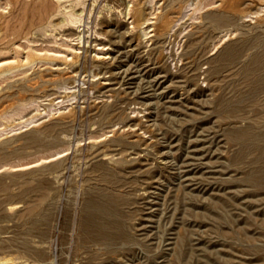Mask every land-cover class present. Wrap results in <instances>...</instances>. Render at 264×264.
<instances>
[{"label":"rangeland","instance_id":"rangeland-1","mask_svg":"<svg viewBox=\"0 0 264 264\" xmlns=\"http://www.w3.org/2000/svg\"><path fill=\"white\" fill-rule=\"evenodd\" d=\"M47 1L63 9L74 0ZM86 1L85 21L39 25L43 0H0V262L264 264V0H236L241 15L217 27L206 14L219 0H144L141 27L131 2L100 15L96 0L87 19ZM167 7L170 28L157 38ZM93 43L109 50L100 56L112 72L73 71V53ZM30 51L45 59L22 66ZM41 71L50 81L27 85ZM131 131L144 142L130 141ZM114 135L124 142L111 145ZM109 154L128 163L115 167ZM98 162L116 178L98 179ZM97 196L118 201L125 225L90 241L84 203Z\"/></svg>","mask_w":264,"mask_h":264},{"label":"bare ground","instance_id":"bare-ground-1","mask_svg":"<svg viewBox=\"0 0 264 264\" xmlns=\"http://www.w3.org/2000/svg\"><path fill=\"white\" fill-rule=\"evenodd\" d=\"M10 1V0H9ZM14 1V0H13ZM30 1V0H29ZM32 1V0H31ZM41 1V0H40ZM44 1V3L43 4H41V6H39L40 7V17H39V20H37L38 21V24L39 25H43L44 23H49V24H53V21L55 20V19H57V18H59L60 16H61V19L59 18V21L60 22H63L65 19H67L66 17H68L69 18V22H75L76 24L77 23H81L82 22V20L84 19V17L85 16H83V15H85L86 14V11H87V5H86V0H74L73 2H71L70 3V5L69 6H65L64 5V7H63V9H61L60 8V5H56L55 7L54 6H51L50 5V3L49 4H45V0H43ZM51 1V0H50ZM60 1V0H59ZM93 1V3L91 4V6H90V9H89V13H88V16H87V19H89V17H90V13H91V11L93 10V7L95 8V6H94V3H96V0H92ZM101 1V0H100ZM103 1V3L102 4H98V9L96 10L97 11V14H100L101 15V13L103 12V11H105V12H109L110 11V9L111 8H119L120 6H122V8L120 9H117L119 12H120V14L121 13H124V11H123V9H126L125 7H126V3L127 2H131V4H128V12H127V14H129V13H131L130 15H131V17H132V21L131 22H133V25H135V27L137 26V27H141L142 26V24H144V22L148 19L147 17H145V4H144V0H128V1H125V0H102ZM174 1V0H173ZM239 1V0H238ZM238 1H236V0H219V2H218V4H217V11H215V12H212V13H209V14H206L207 15V18L209 19L208 21V23H210L211 25V27H217L218 25H220V24H222L223 22H224V24H225V22L226 21H229V20H232V17H234L233 15H236V14H238V16H239V14H240V12L242 11V9L240 10V6H242V5H239V3H238ZM46 2H48L47 0H46ZM70 2V1H69ZM172 2V1H171ZM176 2V1H175ZM38 3H40V2H38ZM52 3H53V1H52ZM59 3V2H58ZM67 3V2H66ZM167 3H169V2H167ZM13 4V3H12ZM27 4V3H26ZM54 4V3H53ZM63 4V3H62ZM97 4V3H96ZM174 4V3H173ZM180 4H182V3H180ZM243 4V3H242ZM34 5H35V3H34ZM145 5V6H144ZM166 5V4H165ZM171 6V5H170ZM181 6V5H180ZM27 7V6H26ZM38 7V8H39ZM164 7V6H163ZM67 8V9H66ZM168 8V7H167ZM171 8V7H170ZM170 8H168V9H165L162 13H160V15H159V17H158V19H157V22H156V24H155V29H153L154 31H155V36L157 37V38H161V37H163L164 36V34H165V32L168 30V28H170L169 27V25H170V20L171 19H169V17H171V15L169 16V13L171 12V10H170ZM12 9H14L13 7H12ZM11 9V10H12ZM29 9V8H28ZM172 9V8H171ZM178 9V8H177ZM216 9V8H215ZM34 10V9H33ZM38 10V9H37ZM116 10V11H117ZM147 10V9H146ZM179 10V9H178ZM22 11V10H21ZM30 12L29 10H26V12ZM94 11H95V9H94ZM112 12V11H111ZM22 13V12H21ZM172 13V12H171ZM208 13V12H207ZM26 14H28V13H26ZM96 14V13H95ZM3 15V13L2 12H0V17ZM29 15V14H28ZM119 15V14H118ZM241 15V14H240ZM97 16H99V15H97ZM30 17V16H29ZM102 16H100L99 18H100V23L102 24V25H104L105 27H109V26H111V28H112V26H114L115 24H117V23H115L113 20H105L104 19V17H102ZM112 17V16H111ZM128 17V16H127ZM130 17V18H131ZM157 17V16H156ZM205 17V16H204ZM35 18V17H34ZM129 18V19H130ZM235 18V17H234ZM29 19V18H28ZM86 19V18H85ZM85 19H84V21H85ZM27 20V19H26ZM91 20V19H90ZM94 20V19H93ZM156 20V19H155ZM149 21V20H148ZM57 22H58V20H57ZM65 22V21H64ZM67 22V21H66ZM86 22H88V21H86ZM97 21H95V23H96ZM207 22V21H206ZM16 23H18V22H16ZM27 23V22H26ZM36 23V22H35ZM56 23V22H55ZM74 23V24H75ZM228 23H230V21L228 22ZM67 24H68V22H67ZM71 24V23H70ZM87 24V23H86ZM98 24V23H97ZM207 24V23H206ZM18 25V24H17ZM145 25V24H144ZM35 26V25H34ZM6 27V26H5ZM39 27V26H38ZM47 27V26H46ZM65 27V26H64ZM77 27H78V25H77ZM104 27V28H105ZM209 27V26H208ZM14 28V27H13ZM45 28V27H44ZM69 28H71V27H69ZM102 28V27H101ZM104 28H102V29H104ZM116 28V27H115ZM30 29H32V28H30ZM35 29V28H34ZM68 29V28H67ZM73 29V28H72ZM117 29V28H116ZM1 30V29H0ZM29 30V29H28ZM108 30V29H107ZM110 30V29H109ZM211 30V29H210ZM2 31V30H1ZM13 31V30H12ZM46 31H47V29H46ZM94 31H95V29H94ZM118 31V30H117ZM143 31V30H142ZM30 32H31V30H30ZM71 32V31H70ZM168 32V31H167ZM33 33V32H32ZM154 33V32H153ZM31 34V33H30ZM34 34V33H33ZM74 34H76V33H74ZM83 34V33H82ZM44 35V34H43ZM22 36H24V35H22ZM39 36V35H38ZM133 36V35H132ZM196 36H197V34H196ZM200 36V35H199ZM20 37V36H19ZM78 39H81V33L80 32H78ZM135 37V36H134ZM133 37V38H134ZM136 37L138 38L139 37V34H136ZM165 37V36H164ZM29 38V37H28ZM83 38V37H82ZM132 38V39H133ZM136 38V39H137ZM194 38V37H193ZM32 39V38H31ZM83 40V39H82ZM138 40V39H137ZM155 40H157V39H155ZM196 40H198V38L196 39ZM34 41V40H33ZM89 41V39L88 38H86V43ZM92 41H94V40H92ZM194 41H192V43H193ZM103 42H101V44H102ZM137 43V42H136ZM243 42H241V44H242ZM96 44H100V43H93V45L92 46H88L87 44L84 46V48L82 49V53H79V51H77V52H74L73 53V55H72V58H71V64L72 65H74V67H73V71H76V70H78L79 71V68H82V69H86L87 68V66H88V64H90V65H96V66H98V71L96 70V73H106V72H112L111 70H113L114 69V63H113V61H112V59H111V57H110V59H106V56L104 55V56H100V54L102 53V54H107V53H109V50H105V51H102V50H100V51H98V50H95V48H94V45H96ZM157 44V43H156ZM155 44V45H156ZM245 44V43H244ZM104 44H102V46H103ZM197 45H200V41H197L196 42V47L198 48V46ZM1 46V45H0ZM137 46H138V44H137ZM156 46H158V45H156ZM192 46H194V44L192 45ZM229 46V45H228ZM233 46H236V45H233ZM242 46V45H241ZM136 47V46H135ZM159 47V46H158ZM230 47V46H229ZM231 47H232V45H231ZM3 48V47H2ZM101 48V47H100ZM234 49H235V47H233ZM240 48V47H239ZM243 47H241L240 49H242ZM103 49V48H102ZM156 49V48H155ZM154 49V50H155ZM191 49V48H190ZM189 49V50H190ZM192 49H194V48H192ZM200 49V48H199ZM81 50V49H80ZM222 50H224V49H222ZM72 51V50H71ZM90 51H94V54H90ZM188 51V50H187ZM226 51H228V50H226ZM235 51H238V50H235ZM241 51V50H240ZM35 52V51H34ZM34 52H28V53H26V56H25V58H24V61L21 63L22 64V66L25 64H32V63H34V62H37V61H41V60H44L45 58H44V56L42 57L41 55H39V54H37V53H34ZM222 52V51H221ZM189 53V52H188ZM223 53H225V52H223ZM231 52L229 51V52H226L224 55H222V57H221V60H226L227 58H229V57H231L232 55L231 54H234V53H231ZM196 54H198L197 52H196ZM219 55V54H218ZM235 55V54H234ZM217 56V55H216ZM216 56H215V60H216ZM219 56H221V54L219 55ZM218 56V57H219ZM239 56V54L237 55V57ZM49 56H47V58H48ZM56 57V56H55ZM157 57H158V55H157ZM159 57H160V55H159ZM187 57H189L188 59V61H189V64L190 65H194V63H195V59H196V57H195V51H192L190 54H188L187 55ZM214 57V56H213ZM257 57V56H256ZM254 58L253 59V65L252 64H249V65H251L252 67L254 66V68H255V66L257 65V61L259 60H257V58L259 57H257V58ZM54 58V57H53ZM51 59V61H52V58L50 57V58H48L47 60H50ZM66 59V58H65ZM70 60V59H69ZM219 60V59H218ZM228 60V59H227ZM230 60H231V58H230ZM261 60V59H260ZM263 60V59H262ZM62 61V60H61ZM250 61H251V59H250ZM264 61V60H263ZM20 62V61H19ZM63 62H64V60H63ZM226 62V61H225ZM224 62V63H225ZM17 63V62H16ZM64 63H66V62H64ZM69 63V62H68ZM218 63V62H217ZM216 63V64H217ZM260 63V62H259ZM262 63V62H261ZM10 64V63H9ZM36 64V63H35ZM67 64V63H66ZM188 64V65H189ZM2 65V64H1ZM0 65V66H1ZM34 65V64H33ZM7 66V65H6ZM19 66V65H18ZM21 66V65H20ZM21 66V67H22ZM32 66V65H31ZM65 66V65H64ZM58 67V66H57ZM61 67V66H60ZM68 67V66H67ZM245 67H249V66H245ZM251 67V68H252ZM256 67H258V66H256ZM263 67H264V65H263ZM19 68V67H18ZM59 68V67H58ZM58 68H55V69H58ZM254 68H253V71H254ZM5 69L6 68H3V67H0V74H1V72H3V71H5ZM14 69V68H13ZM54 69V70H55ZM60 69V68H59ZM217 69V68H216ZM11 69H9V71H10ZM53 70V71H54ZM67 70V69H66ZM249 70V68H247V71ZM251 70V69H250ZM8 71V72H9ZM252 71V70H251ZM6 72H7V70H6ZM46 72V71H45ZM44 72V73H45ZM50 72V71H49ZM62 72V74H66L67 75V73L65 72V70L63 71H61ZM60 72V73H61ZM249 72V71H248ZM247 72V73H248ZM256 72V71H255ZM54 73H55V71H54ZM59 73V72H58ZM254 73V72H253ZM47 74H48V72H47ZM50 74V73H49ZM69 74V73H68ZM59 75H61V74H59ZM66 75H64V76H66ZM33 76V75H32ZM51 76V77H50ZM49 77L52 79V75H50ZM63 76V75H62ZM34 78V80H32V82L30 83H26L27 85H29V86H31V87H35L36 88V86H38V85H41V84H43L44 82H46V81H50V79L49 78H47V75H46V78H45V75L44 74H42V71H41V73L40 74H38V75H36L35 77H33ZM57 78V77H56ZM59 78V77H58ZM64 78V77H63ZM62 77H61V79H63ZM68 78V77H67ZM66 78V79H67ZM103 78V77H102ZM60 79V80H61ZM105 79V78H104ZM52 81V80H51ZM59 81V80H58ZM24 82V81H23ZM98 83V82H97ZM23 84H25V83H23ZM74 84V83H73ZM102 84V83H101ZM46 85V84H45ZM45 85H44V87L43 88H45ZM50 85V84H49ZM53 86H54V84H52ZM103 85V84H102ZM20 88H24L23 87V85H21V86H19ZM47 88V87H46ZM40 89H42V88H40ZM51 89V88H50ZM101 89V88H100ZM45 90H47V89H45ZM44 90V91H45ZM13 93V92H12ZM109 107V106H108ZM107 107V111H108V108ZM102 110H104L103 108H102ZM105 112V111H104ZM108 113V112H107ZM102 114V113H101ZM104 115V114H103ZM137 132V131H136ZM136 132H133L132 133V131H131V134H128L126 137L127 138H132V140H130V141H133V142H136V141H138V142H142L143 140H142V138H141V136H139L140 134H138V133H136ZM247 132V131H246ZM245 132V133H246ZM121 133V132H120ZM127 134V133H126ZM126 134H124V135H126ZM120 135V134H119ZM122 135H123V133H122ZM34 136V135H33ZM115 136V135H114ZM248 136V135H247ZM122 137V136H121ZM121 137H119V136H115V137H113V138H111L110 139V141L112 142L111 143V145H119V144H122L124 141L122 140V139H125V138H121ZM133 137H135V138H133ZM234 137V136H233ZM241 136H239L238 134H237V138L239 139ZM34 138V137H33ZM35 139V138H34ZM246 139V138H245ZM144 142V141H143ZM129 143V142H128ZM130 144V143H129ZM111 145L109 146V148L111 147ZM131 145V144H130ZM137 146V145H136ZM138 146H139V144H138ZM97 147V146H96ZM101 147V146H100ZM99 147V148H100ZM105 147V146H104ZM103 147V148H104ZM121 147V149H123L122 148V146H120ZM126 148H127V146H125ZM132 147V146H131ZM133 147H135V146H133ZM98 148V149H99ZM108 148V147H107ZM118 148V147H117ZM135 148H137V147H135ZM105 149H106V147H105ZM108 150V149H107ZM110 150V149H109ZM119 150V149H118ZM125 150H129V148L128 149H125ZM264 149H262L261 151L264 153V151H263ZM112 151V150H111ZM113 151H116V148H114V150ZM123 151V150H122ZM95 152V151H94ZM119 151H117V153H118ZM109 152H107L106 150L104 151H101L100 152V154H103L104 155V157H105V155H107ZM121 153V152H120ZM119 153V154H120ZM91 154V153H90ZM115 154V153H114ZM126 154H127V152H126ZM103 155H101V156H103ZM118 155V154H117ZM264 155V154H263ZM92 156V155H91ZM109 157V161H110V163H112L115 167H118V166H116V165H122V164H124V163H128V162H126L127 161V158H125V157H123V156H121L120 158H115V157H113V154H109L108 155ZM116 156V155H115ZM119 156V155H118ZM98 157H100V156H98ZM107 158V156H106V159H108ZM129 158V157H128ZM129 161V160H128ZM101 162V161H100ZM129 162H131V161H129ZM105 163H107L106 161H105ZM98 164H99V162H98ZM108 164H109V162H108ZM128 165V164H127ZM95 166V165H94ZM93 166V167H94ZM97 166H103L102 164L100 165H97ZM125 166V165H124ZM98 168V167H97ZM96 168V169H97ZM105 168H107V165H105ZM104 167H102V170H100V172H101V175H100V177L98 178V179H101V180H103V181H105V182H110L114 177H115V172L117 171H115V170H112V169H109V166H108V169H105ZM111 168V167H110ZM113 168V167H112ZM118 168H123V166L122 167H118ZM94 169V168H93ZM120 169V170H121ZM99 172V173H100ZM148 174V173H147ZM97 176V175H96ZM91 177V176H90ZM94 177V176H93ZM98 177V176H97ZM95 178V177H94ZM116 178V177H115ZM118 180H120V179H118ZM98 181H100V180H98ZM97 181V182H98ZM90 182H91V180H90ZM96 182V181H95ZM114 182V181H113ZM117 182V181H116ZM115 183V182H114ZM103 184H105V183H103ZM93 185V184H92ZM100 185V184H99ZM97 187H99L98 185H96ZM96 187V188H97ZM90 188V187H89ZM102 188V187H101ZM91 189V188H90ZM94 189H95V187H94ZM98 189V188H97ZM92 190V189H91ZM99 191L101 190V189H98ZM98 190H96V191H98ZM98 191V192H99ZM45 192V191H44ZM97 192V193H98ZM46 193H47V191H46ZM41 194V193H40ZM47 196H49V195H47ZM38 199V198H37ZM44 199V198H43ZM46 199V198H45ZM50 199V198H49ZM47 200V199H46ZM87 200V199H86ZM108 199H102L101 198V196H97V197H94V198H90L89 200H87V202H86V204L84 203V205L86 206V210H85V215H84V221H83V223H82V228L86 231V236L88 235V239L90 240V241H92V240H100V239H107V238H109V237H111V235L113 236V235H117L119 232H121L120 231V229H122L121 227H122V224L123 223H121V222H123L122 220L120 221L119 220V217H121V218H124V217H122V215L120 216V211H119V206H121V205H119L118 204V201L117 202H114V201H107ZM28 210V209H27ZM30 211V210H29ZM44 217V216H43ZM45 218H46V216H45ZM42 219V218H41ZM44 220V219H43ZM46 220V219H45ZM46 222H48V221H46ZM125 224H123V226H124ZM112 228H115L117 231H110V229H112ZM123 229H124V227H123ZM120 234V233H119ZM14 238H16V237H14ZM112 239H113V237H112ZM115 239V238H114ZM14 240V239H13ZM26 240V239H25ZM18 242H21L20 240H17ZM26 241H28V240H26ZM102 241V240H101ZM30 243V242H29ZM24 245H26V242H25V244ZM23 245V246H24ZM32 248H33V246H31ZM26 248V247H25ZM39 248V247H38ZM28 249V248H27ZM31 250V249H30ZM32 250H34V249H32ZM37 251V250H36ZM41 251V250H40ZM42 253V252H41ZM2 262V264H13L12 263V261L10 260V258H2V260H1Z\"/></svg>","mask_w":264,"mask_h":264},{"label":"built area","instance_id":"built-area-1","mask_svg":"<svg viewBox=\"0 0 264 264\" xmlns=\"http://www.w3.org/2000/svg\"><path fill=\"white\" fill-rule=\"evenodd\" d=\"M0 264H2V263L0 262Z\"/></svg>","mask_w":264,"mask_h":264}]
</instances>
